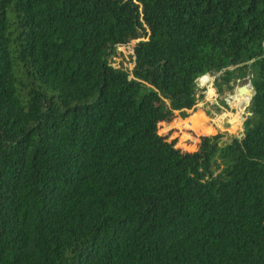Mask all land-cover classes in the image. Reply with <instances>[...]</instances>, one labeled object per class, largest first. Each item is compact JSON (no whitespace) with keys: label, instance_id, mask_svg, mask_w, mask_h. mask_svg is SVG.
Segmentation results:
<instances>
[{"label":"trees","instance_id":"obj_1","mask_svg":"<svg viewBox=\"0 0 264 264\" xmlns=\"http://www.w3.org/2000/svg\"><path fill=\"white\" fill-rule=\"evenodd\" d=\"M231 67L240 138L160 132ZM0 264H264V0H0Z\"/></svg>","mask_w":264,"mask_h":264},{"label":"rangeland","instance_id":"obj_2","mask_svg":"<svg viewBox=\"0 0 264 264\" xmlns=\"http://www.w3.org/2000/svg\"><path fill=\"white\" fill-rule=\"evenodd\" d=\"M130 54L126 47L119 48L118 54L113 58L114 63L131 69ZM232 69L233 67L217 74L210 73L200 77L197 81L199 102L195 109L188 110L187 119L177 116L171 124L162 123L160 132L177 138L178 146L184 150H193L202 134L221 132L224 134V141H229L233 137L240 138L244 131V120L251 115V99L243 104L235 98L242 95L251 97L254 91L249 73L239 77L233 76L230 83L217 82L218 78L225 77ZM247 85L251 91L240 93V88ZM197 113H201L203 117L193 127L188 119L195 117Z\"/></svg>","mask_w":264,"mask_h":264},{"label":"bare ground","instance_id":"obj_3","mask_svg":"<svg viewBox=\"0 0 264 264\" xmlns=\"http://www.w3.org/2000/svg\"><path fill=\"white\" fill-rule=\"evenodd\" d=\"M243 83H245V82H243ZM242 96H239V98L236 97L235 100L240 101L243 104H246L250 100V95H245L244 97H242Z\"/></svg>","mask_w":264,"mask_h":264},{"label":"water","instance_id":"obj_4","mask_svg":"<svg viewBox=\"0 0 264 264\" xmlns=\"http://www.w3.org/2000/svg\"><path fill=\"white\" fill-rule=\"evenodd\" d=\"M251 90L248 88V85L247 86H244V87H241L240 88V93H243V92H250ZM253 95L250 97V99H252Z\"/></svg>","mask_w":264,"mask_h":264}]
</instances>
